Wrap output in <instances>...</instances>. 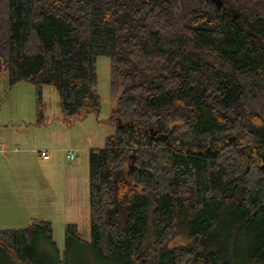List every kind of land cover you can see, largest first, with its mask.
Here are the masks:
<instances>
[{"label": "trees", "instance_id": "obj_1", "mask_svg": "<svg viewBox=\"0 0 264 264\" xmlns=\"http://www.w3.org/2000/svg\"><path fill=\"white\" fill-rule=\"evenodd\" d=\"M100 56L117 132L91 151V241L66 225L58 264L76 243L105 264H264V0H0V77L34 86L38 124L45 86L65 121L99 111ZM38 233L0 231L4 263L40 264Z\"/></svg>", "mask_w": 264, "mask_h": 264}, {"label": "rangeland", "instance_id": "obj_2", "mask_svg": "<svg viewBox=\"0 0 264 264\" xmlns=\"http://www.w3.org/2000/svg\"><path fill=\"white\" fill-rule=\"evenodd\" d=\"M96 74L97 92L101 100L97 113H87L72 122L65 121L57 90L52 86H45V121L41 124L37 123L34 86L20 82L11 87L7 76L0 77V121L7 122L11 118L20 124L21 120H25L29 126L25 127L18 146L25 162L21 168L23 177L19 181L22 183L20 187L24 190L27 205L22 211L17 207L16 193L20 189H17L14 181H6L3 187L0 181V198L4 193L7 195L6 199L9 198V202L1 204L0 201V231L27 228L33 221L51 223V241L44 238L42 233L37 234L40 264H58V253L62 257L66 250L65 228L68 224H76L83 240L91 241V150L104 148L107 138L117 132L112 119L116 98L111 83L110 58H97ZM5 130L7 131H0V138H7L9 130ZM26 151L33 153L28 156L24 153ZM39 151L48 154L51 160L44 161L39 156ZM70 151L77 156L75 161L68 159ZM5 165L7 166L6 163ZM0 169L4 170L1 163ZM7 169L9 170L8 166ZM3 256L0 253V264H5ZM69 264L105 263L100 262L87 247L76 243L71 248Z\"/></svg>", "mask_w": 264, "mask_h": 264}, {"label": "crops", "instance_id": "obj_3", "mask_svg": "<svg viewBox=\"0 0 264 264\" xmlns=\"http://www.w3.org/2000/svg\"><path fill=\"white\" fill-rule=\"evenodd\" d=\"M28 113H29V110H28ZM30 124H33V123H30ZM25 127H29L26 124L25 120H21L20 124L15 123V121H13L11 118L7 120V122L0 121V131H7L5 129L9 130L6 134L7 138L4 136H1L0 138V149L11 150L9 153H0L1 167L2 166L4 167V170L0 169V181L2 182V187H3V185L6 184V181L11 179L12 181L15 182V186L18 187L17 189H20V190L16 189L18 192L16 193L17 200L15 201L20 211L24 210L27 205L24 190L22 189V187H20L22 183L20 184V181H19L23 177V174L21 173V168L23 167V163L25 162H24V158L22 157V154L20 155L21 150L18 147L20 146L19 143L21 142L20 137H22V134L25 133L24 132ZM1 129H4V130H1ZM13 144H17V145H13ZM16 147L19 148L18 152L13 151L14 148ZM24 153H26L29 156L33 152L26 151ZM38 154L46 162L51 160L50 156L48 159H44L40 151L38 152ZM5 163L7 164L9 170L7 169V166L5 165ZM6 197L7 195L4 193V196L0 198L1 204L6 201L9 202V198L6 199Z\"/></svg>", "mask_w": 264, "mask_h": 264}, {"label": "water", "instance_id": "obj_4", "mask_svg": "<svg viewBox=\"0 0 264 264\" xmlns=\"http://www.w3.org/2000/svg\"><path fill=\"white\" fill-rule=\"evenodd\" d=\"M219 7H222V3H219ZM121 96V92L118 93V98ZM116 104H117V98L114 102V107H116ZM150 134H151V138L154 139L155 141H160V140H166L168 139V135H160V136H156V133L154 132V129H150ZM232 139H229V142H231ZM131 159V167H130V170L133 169V166L135 165V162H136V155H135V151L134 153L132 154V156L130 157Z\"/></svg>", "mask_w": 264, "mask_h": 264}, {"label": "built area", "instance_id": "obj_5", "mask_svg": "<svg viewBox=\"0 0 264 264\" xmlns=\"http://www.w3.org/2000/svg\"><path fill=\"white\" fill-rule=\"evenodd\" d=\"M10 151L11 150L0 149V153H9ZM13 151L18 152L19 151V148L16 147V148H14ZM41 155H42V157L44 159H48L49 158L48 154H46L45 152H42ZM67 157H68V159L70 161H75L77 159V156L75 155V153L74 152H71V151L68 153Z\"/></svg>", "mask_w": 264, "mask_h": 264}]
</instances>
